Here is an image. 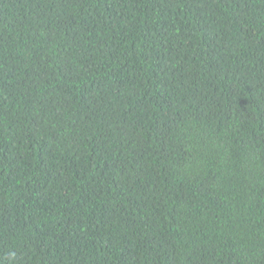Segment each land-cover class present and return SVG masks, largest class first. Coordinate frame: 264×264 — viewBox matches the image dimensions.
Instances as JSON below:
<instances>
[{
	"label": "trees",
	"instance_id": "16d2710c",
	"mask_svg": "<svg viewBox=\"0 0 264 264\" xmlns=\"http://www.w3.org/2000/svg\"><path fill=\"white\" fill-rule=\"evenodd\" d=\"M0 264H264V0H0Z\"/></svg>",
	"mask_w": 264,
	"mask_h": 264
}]
</instances>
